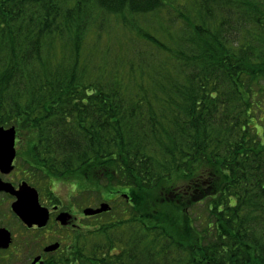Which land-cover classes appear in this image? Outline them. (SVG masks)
<instances>
[{"label":"trees","instance_id":"1","mask_svg":"<svg viewBox=\"0 0 264 264\" xmlns=\"http://www.w3.org/2000/svg\"><path fill=\"white\" fill-rule=\"evenodd\" d=\"M5 121L130 194L77 262L264 264V0H0Z\"/></svg>","mask_w":264,"mask_h":264},{"label":"flooded vegetation","instance_id":"2","mask_svg":"<svg viewBox=\"0 0 264 264\" xmlns=\"http://www.w3.org/2000/svg\"><path fill=\"white\" fill-rule=\"evenodd\" d=\"M19 134L17 128L13 168L9 171L0 169V264H81L77 262L76 256L82 251L86 240L97 232L100 226L99 218L111 210L95 214L85 212L86 207L95 208L102 202L99 200L98 184H94L91 203L87 206L81 202V193L86 191L84 188L72 195L80 196L75 199L64 200L58 195L52 199V187L50 193L43 196L42 191L33 182L34 175L37 174L33 169L41 170L33 160L36 153V137L33 143L29 144V151L26 150V153L22 154L18 149ZM2 182L9 183V187L6 188ZM71 185L79 187L77 181L72 180ZM31 187L38 191L40 204L48 210L49 217L43 225L37 222L28 223L13 207L19 197L18 191L22 190V194L28 193L31 192ZM123 194L126 200L131 199L130 194ZM104 200L110 202V199ZM62 213L66 214L65 220L60 217ZM87 230L89 231L86 232ZM56 242H59V246L47 249Z\"/></svg>","mask_w":264,"mask_h":264},{"label":"rangeland","instance_id":"3","mask_svg":"<svg viewBox=\"0 0 264 264\" xmlns=\"http://www.w3.org/2000/svg\"><path fill=\"white\" fill-rule=\"evenodd\" d=\"M177 2H189L191 0H176ZM184 14H187V11H184ZM165 15V14H164ZM164 38V36H162ZM253 121V119H251ZM255 122V121H254ZM0 125H4V126H10L13 125L11 123V121H5L4 124L0 123ZM18 128L19 131V138H20V145L18 146L19 149V153L25 154L26 150L27 152L29 151L30 147L29 144L33 143L34 138L36 137V133L34 131H30L27 130L26 128H22L20 126H16ZM260 128V127H259ZM260 132L264 135V131L261 130L260 128ZM264 143V141H262ZM37 151V150H36ZM36 158V153L33 156V160L35 161ZM36 163V161H35ZM37 166H39L37 164ZM36 171V175H34L33 178V182L34 184L42 191V195L46 196V194L50 193V188H53V194L51 195L52 199L55 198V195H58L60 198H63L64 200L69 199H75L77 197H80L79 195H76L75 197H73L72 195L75 193H79L80 191H82V188H84L86 191H83L82 196V200L81 202L84 203V205H90V200L92 198V194H93V186H90L88 188H86V183H84V185L81 183L82 179L80 178H73L72 179H65L63 177H57V175H52L49 172H44L42 170H37V169H33ZM34 173V171H33ZM35 174V173H34ZM77 181L79 184V187H74V185H71V181ZM98 187V191H99V200H102V196H101V191H100V187L97 185ZM123 193H125V190H120ZM122 192H114L109 194V196H107V198H111L110 202L113 205V208L120 206L121 204H124V202L126 201L125 196ZM106 194V193H105ZM72 196V197H71ZM116 197V198H115ZM115 198V199H114ZM119 209V208H117ZM192 211L194 212V215L197 217L198 215V220H197V224L199 226V228H202L206 222L207 219V210H206V206L203 203L196 205ZM113 211H110L108 213H105L102 215L101 218H99L98 224H102V223H106L108 222L110 219L112 220V213ZM200 219V220H199ZM202 223V224H201ZM100 227V226H99ZM89 230H87L86 232H88ZM91 238V237H90Z\"/></svg>","mask_w":264,"mask_h":264},{"label":"water","instance_id":"4","mask_svg":"<svg viewBox=\"0 0 264 264\" xmlns=\"http://www.w3.org/2000/svg\"><path fill=\"white\" fill-rule=\"evenodd\" d=\"M16 126L11 125L5 127L0 126V169L9 171L13 168V159L16 154L15 136ZM4 186L9 187V183L2 182ZM30 187V186H29ZM31 192L22 194V190L18 191V199L14 202L13 207L16 212L28 223L37 222L39 225L46 223L49 214L47 208L42 206L39 202L38 191L31 187ZM26 191V190H25ZM25 197H24V196ZM111 209V204L108 201H102L97 207H86L85 212L95 214ZM62 219H66V214H60ZM59 246V242L53 243L47 249H53Z\"/></svg>","mask_w":264,"mask_h":264}]
</instances>
